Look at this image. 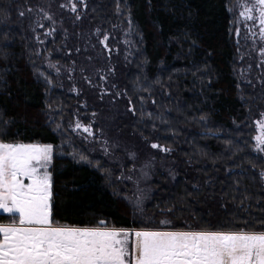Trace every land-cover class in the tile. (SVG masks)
Segmentation results:
<instances>
[{"label": "trees", "instance_id": "16d2710c", "mask_svg": "<svg viewBox=\"0 0 264 264\" xmlns=\"http://www.w3.org/2000/svg\"><path fill=\"white\" fill-rule=\"evenodd\" d=\"M75 2L76 12L61 7L70 0H0V139L62 147L51 167L55 221L259 229L264 155L254 137L264 82L240 80L231 0ZM80 150L87 160L73 155ZM148 161L152 191L134 214L121 197Z\"/></svg>", "mask_w": 264, "mask_h": 264}, {"label": "snow or ice", "instance_id": "6c2138e0", "mask_svg": "<svg viewBox=\"0 0 264 264\" xmlns=\"http://www.w3.org/2000/svg\"><path fill=\"white\" fill-rule=\"evenodd\" d=\"M61 7L77 11L75 0ZM239 7V15L245 21H259L258 33L248 29L253 46L257 37L264 44V0H252L251 4L241 0ZM27 11L31 12L32 8ZM24 14V11L19 12L20 16ZM38 14L47 20L53 19L44 8H39ZM4 18H8L7 12ZM37 24L43 27L39 20ZM53 32L54 29L50 28L46 34L52 35ZM108 39V35H104L100 41L105 48H108ZM259 54L260 63L264 64V46L259 48ZM56 71L60 69L56 68ZM85 79L88 80L87 77ZM88 83L91 84V80ZM106 91V88L102 89V92ZM129 105L130 111L135 112L131 98ZM261 117L256 121L259 134L254 139L255 149L264 153V113ZM75 127L83 128V132L94 138L90 124L85 126L77 121ZM2 134L7 135L6 132ZM102 144L104 153L108 155L109 141L104 140ZM55 147L51 143L0 139V210L12 217L8 223H0V264H264V222L259 229L251 230L246 227L239 230L192 228L187 222L186 230L177 229L168 219L159 221L161 227L156 228L115 227L104 220L92 226L60 224L53 215V173L49 170ZM151 147L161 146L154 143ZM163 151L171 149L164 147ZM129 156L135 161L136 153H129ZM80 159L87 160V157L80 155ZM152 167L151 161L146 162L140 168V177L134 181L131 175L123 172L119 177L133 181L135 191L125 199L141 213L152 189H144L140 184L150 179ZM132 171H135V163ZM260 176L264 178V171ZM148 222L154 221L149 218Z\"/></svg>", "mask_w": 264, "mask_h": 264}, {"label": "rangeland", "instance_id": "374dc122", "mask_svg": "<svg viewBox=\"0 0 264 264\" xmlns=\"http://www.w3.org/2000/svg\"><path fill=\"white\" fill-rule=\"evenodd\" d=\"M241 0H231L229 8L231 9V16H232V35L234 38L237 54H238V66L237 70L242 75V78L240 77V80L243 82L244 80L247 81H254V82H264V64L260 63V54H259V48L261 46H264V44L261 43L259 38L255 40V47L253 46L254 41L248 32V29L251 28L255 32H259V21L255 20H247L245 21L242 17H240L239 13L241 11V8L239 7ZM247 3L251 4L252 0H247ZM237 29H239V36H237ZM243 57V59H242ZM249 65H251V68L249 69ZM246 69V70H244ZM247 72V73H246ZM250 73V74H248ZM248 76V77H246ZM246 78V79H245ZM264 113V111H262ZM262 119V117H260ZM259 119V120H260ZM257 126V125H256ZM83 130V128H80ZM259 134V128L257 126V132L256 135ZM63 149L60 146L55 147V152L53 156L54 158L57 155H62ZM264 155V153H262ZM74 156L80 158V155H84L87 157V155L84 153V151L80 150L77 153H73ZM53 164V163H52ZM50 166V171H51ZM140 177V172L137 176V178ZM148 180H143L140 184V187L144 189H148ZM135 191V187L133 192ZM132 192V193H133ZM132 193L125 194L121 197V200L123 201V205L125 208L128 209L131 213H140V211L132 206V204L125 199L126 195H131ZM12 219L11 214L5 213L2 210H0V223H8ZM62 224V223H60ZM70 225V224H67ZM78 226V225H73Z\"/></svg>", "mask_w": 264, "mask_h": 264}]
</instances>
